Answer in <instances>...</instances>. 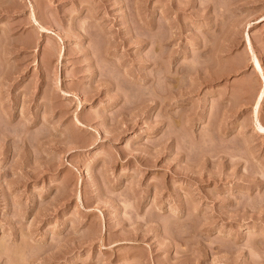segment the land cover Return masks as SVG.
<instances>
[{
	"label": "rangeland",
	"instance_id": "374dc122",
	"mask_svg": "<svg viewBox=\"0 0 264 264\" xmlns=\"http://www.w3.org/2000/svg\"><path fill=\"white\" fill-rule=\"evenodd\" d=\"M0 264H264V0H0Z\"/></svg>",
	"mask_w": 264,
	"mask_h": 264
},
{
	"label": "bare ground",
	"instance_id": "6f19581e",
	"mask_svg": "<svg viewBox=\"0 0 264 264\" xmlns=\"http://www.w3.org/2000/svg\"><path fill=\"white\" fill-rule=\"evenodd\" d=\"M258 67H259V65H258ZM260 99H261V98H260ZM260 99H259V102H260ZM259 102H258V103H259Z\"/></svg>",
	"mask_w": 264,
	"mask_h": 264
}]
</instances>
